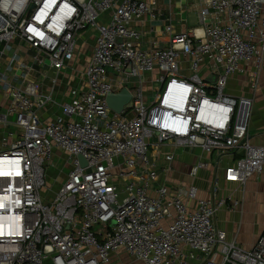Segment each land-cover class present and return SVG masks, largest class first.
<instances>
[{
	"label": "built area",
	"instance_id": "2783aa9c",
	"mask_svg": "<svg viewBox=\"0 0 264 264\" xmlns=\"http://www.w3.org/2000/svg\"><path fill=\"white\" fill-rule=\"evenodd\" d=\"M192 1L203 5L202 33L169 26V47L144 49L133 23L153 15L156 0H0V264H110L119 251L142 264H264V232L246 250L215 225L219 210L239 206L221 195V179L245 185L264 173V146L249 135L254 101L226 93L245 64L264 61V0ZM89 31L95 43L82 82L57 103L58 78L44 91L27 74L47 63L68 70ZM181 56L190 58L189 78L179 75ZM203 64L215 82L199 74ZM148 74L155 88L145 98ZM131 82L134 98L117 114L107 99ZM48 108L59 114L45 119ZM164 147L174 151L160 165ZM54 149L70 171L46 200ZM178 149L200 150L217 166L230 159L209 200L195 185L169 181ZM209 166L200 161L189 176Z\"/></svg>",
	"mask_w": 264,
	"mask_h": 264
},
{
	"label": "crops",
	"instance_id": "0c3cea01",
	"mask_svg": "<svg viewBox=\"0 0 264 264\" xmlns=\"http://www.w3.org/2000/svg\"><path fill=\"white\" fill-rule=\"evenodd\" d=\"M202 7V4L195 3L192 0H156L153 15L144 16L140 21L133 23V26L139 29L142 34L143 48H150L154 44H157L161 49L169 47L172 37V35L167 32V28L169 26L173 27V31L176 34H187L194 31L197 34H201L202 32L200 30H202V25L199 19V12ZM94 43L93 31L87 32L79 39L80 54L78 57H84V61L82 63L86 66L92 56ZM4 62L5 59H2L1 63ZM179 65V75L183 78H189L192 75L190 58L187 56H181ZM77 67L78 66H76V68ZM1 68H4V66ZM244 68V72L236 73L229 78L226 93L234 97L244 96L253 99L254 106L249 135L253 145L264 146V61L260 68H256L252 63L245 64ZM62 72L57 73L56 78H58V81ZM199 74L207 81H214V79H216L214 76L210 75V69L206 64L201 65ZM155 75L156 74H148L145 76V83L143 86L145 98L150 97L154 91L155 85L152 81ZM73 77H75V73L73 74ZM27 79L31 81L36 80L39 83L40 81H44L42 84L44 91H46L47 87H49V82L51 81L48 80L47 75H39L37 71L34 72V69L27 74ZM81 82L82 80L77 82V85ZM69 83L71 82L68 81V86ZM135 83L136 82H131L127 87L119 86V92L115 94L119 95L123 90H127L131 98L126 106H128L134 98L136 90ZM58 84L56 85V102H67L69 89L71 87H76L77 85H73L68 90L64 91L58 86ZM60 97L64 99L58 102ZM42 113L45 119H52L59 114V111L57 108H48ZM127 113L130 116H133L131 111H127ZM198 151L200 150H175V154H177V156L171 164L172 174L169 177V181L174 183L182 182L186 185H195L200 190V198L209 200L211 198L213 178L217 175L223 178L222 168H224L231 161L228 157H225L223 159L224 164L221 169L211 168L209 171L207 170L205 174L206 178L203 180V184L199 186L198 178L192 179L189 176L191 168L196 163V157L194 155ZM168 152H170V147L162 148V155L159 159L160 165L166 164L164 161V154H167ZM206 156L207 159L210 160L208 155H204V157ZM207 159H202V161H208ZM213 162L216 161L213 159ZM220 189L222 196L227 198L230 197V201L237 202L239 206L234 210L229 209L228 206L219 210L215 217V225L218 229L224 230L227 233L230 241H234L243 249L245 248L246 250H250L253 248L256 240L264 232V173L260 176L252 177L245 185L226 183L223 179H221ZM191 205V207H195V203H191ZM187 250L188 249L185 248V251ZM127 255L128 254L126 252L119 251L113 255L110 264H129L127 262L125 263ZM122 256L124 257L123 261ZM138 263L142 264L140 262Z\"/></svg>",
	"mask_w": 264,
	"mask_h": 264
},
{
	"label": "rangeland",
	"instance_id": "374dc122",
	"mask_svg": "<svg viewBox=\"0 0 264 264\" xmlns=\"http://www.w3.org/2000/svg\"><path fill=\"white\" fill-rule=\"evenodd\" d=\"M20 51H21L22 54H30V52L26 48H22ZM22 61H24V60L22 59ZM83 61H84V57H81V58L77 57L76 60L71 64L72 69L70 67L68 70H65V71L62 72V74H61V76L59 78V81H58L59 82L58 86L62 90H64V91L68 90L71 86L77 85V82H79L82 79V73H83V70H84V68L86 66L85 64L82 63ZM46 65L49 66V63H47ZM47 66H42L40 68L35 67L34 68V72L37 71L38 74L42 75V76H46L47 75L48 80L55 79L57 77V73H55L54 71L48 70ZM76 66H78V67L76 68ZM74 68H75V71H74ZM4 72H5L4 68H1L0 69V74H2ZM74 73H75V77H73ZM22 74H23V70L20 69L17 73L15 71L13 73V76L14 77L15 76L16 77H21ZM31 74H33V73H31ZM33 75H35V74H33ZM12 78H10L7 81V83L10 84L11 82H14L15 84H17V80L14 79V81H13ZM68 81L71 82V83H69V86H68ZM3 90H4L3 87L0 86V103L2 105H4V100H5V99H2V95H1V92H3ZM63 99L64 98L60 97L58 102H60V100H63ZM2 110L5 111V108L4 107L1 108V111ZM252 114H253V111H252ZM170 151H174V149L170 148ZM194 156L196 157V160H195L196 163L193 166L198 165V163L200 161H202V159H204V160L207 159V156L204 157V155L202 154L201 151H198ZM52 163H53L54 167H49L48 168L46 188H45V190L43 191V194H42L43 198L46 199V200L54 198V195L58 192V190L63 186L64 182L66 181L68 173L70 171V167L68 165V157H67V155L62 153L58 149H54ZM209 163H210V166L208 168V171L211 168H217V169L220 168L221 169L223 164H224V160L221 161L219 166H217L216 162H213L212 160H209ZM206 171L207 170L201 171L199 176H198V181H199L198 185L199 186L203 184V180L206 178V176H205ZM46 191H49V192L53 193L54 195L50 194V193L47 194ZM128 256L129 255H127V258H125V263L127 262L129 264H139L138 262L133 261L132 258H130V256L129 257ZM123 260H124V257L122 256V261ZM46 264H50V263H46Z\"/></svg>",
	"mask_w": 264,
	"mask_h": 264
},
{
	"label": "water",
	"instance_id": "95a60500",
	"mask_svg": "<svg viewBox=\"0 0 264 264\" xmlns=\"http://www.w3.org/2000/svg\"><path fill=\"white\" fill-rule=\"evenodd\" d=\"M216 79H214L213 82H215ZM131 96L127 92V90H123L121 94L119 95H114V96H109L107 99L108 106L117 114H121L124 107L128 104ZM79 161L81 163L82 167H86L87 163L86 161L82 158L79 157Z\"/></svg>",
	"mask_w": 264,
	"mask_h": 264
}]
</instances>
